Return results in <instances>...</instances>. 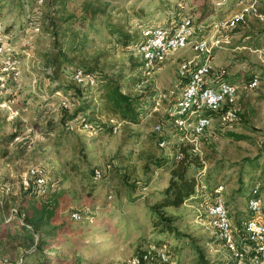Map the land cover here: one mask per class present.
<instances>
[{
    "label": "rangeland",
    "instance_id": "rangeland-1",
    "mask_svg": "<svg viewBox=\"0 0 264 264\" xmlns=\"http://www.w3.org/2000/svg\"><path fill=\"white\" fill-rule=\"evenodd\" d=\"M55 1L0 0V23L12 30L25 63L20 87L11 97L19 115L11 120L0 105V264H44L22 230V211L30 197L21 181L34 166L58 185L55 224L61 228L52 244L56 252L45 251L49 264H125L148 251L150 241L161 240L176 248L182 264H233L210 225L207 208L214 202L215 189L223 185L230 220L241 237L243 224L253 216L248 200L258 183L264 216V0L258 3L263 17L251 15L236 29L210 36L216 44L210 55L213 77L225 72L226 79L241 85L257 75L259 85L249 91L241 88L233 106L237 121L214 118L212 127L196 137L198 153L209 159L202 170H195L199 194L181 208L166 210L173 219L171 232L155 227L159 220L150 211L168 186L180 139L171 122L187 84L180 65L184 60L197 64L204 57L191 50L178 51L148 72L138 52L142 30L151 25L172 27L188 16L195 25L203 17L226 18L240 9L242 0H224L225 6L218 4L222 0H57L59 6ZM206 7L213 14L205 16ZM28 13L39 18L40 32L26 28ZM55 17L72 18L73 23L57 32L49 30L48 20ZM109 22L135 40L128 45L119 42V34L108 33ZM22 41L29 42L23 46ZM72 45L82 49L70 54L73 62L56 75L51 53ZM76 67L120 77L125 93L146 95L140 122L111 119L98 103L101 90L84 88L80 100L56 92L60 83L72 89L74 84L66 76ZM83 104L88 110L80 116L104 123L102 131L92 134L79 121H69ZM114 125L119 126L117 133L112 131ZM157 125L161 131L155 130ZM18 135L21 142L11 146ZM162 140L168 142L166 148L159 145ZM97 168L103 174L100 180L94 178ZM76 212L82 219L72 218Z\"/></svg>",
    "mask_w": 264,
    "mask_h": 264
},
{
    "label": "built area",
    "instance_id": "built-area-1",
    "mask_svg": "<svg viewBox=\"0 0 264 264\" xmlns=\"http://www.w3.org/2000/svg\"><path fill=\"white\" fill-rule=\"evenodd\" d=\"M260 1L262 0H242L239 10L226 18L214 20L206 27H197L194 19L188 16L182 18L174 27L151 25L142 30L138 52L143 61V68L148 72L163 65L178 51L191 50L197 57H204L202 62L197 64L194 60H184L180 65L179 73L187 79V84L176 101V109L171 118L180 138L177 146L180 143H190L195 146L193 151L198 152L196 137L205 134L214 123V118L207 116V112L222 110L219 120L224 123L235 122L238 120V112L233 106L236 105L241 88L249 91L258 87L257 75L243 81L241 85L226 79L225 72L213 77L210 55L216 44L210 40V36L216 37L218 33L236 29L246 23L251 15L262 16L258 10ZM32 29V32L38 33L41 27L39 24H33ZM218 41L216 42L219 43ZM28 42L22 41V45L26 46ZM19 47L14 41L13 33H8L7 28L0 23V105L6 107L11 120L19 115L12 108L11 97L14 96L16 88L20 87L25 67ZM74 80L82 86L96 85L94 76L84 73L81 69L75 71ZM226 106L228 108L225 110ZM81 127L92 134L99 132L96 126L86 121L81 122ZM161 129V125L155 127L156 131ZM118 130V125L112 126L113 133H117ZM21 140L22 137L18 135L10 144L13 146ZM159 145L166 148L168 142L162 140ZM182 157L180 148H176L173 158L180 160ZM94 176L96 180H100L103 177L102 171L95 169ZM21 184L25 190H34L43 197L56 192L58 188L56 183L50 182L44 169L38 166L28 171ZM224 188L223 185H219L215 189L214 202L207 208L212 229L230 252L233 264H264V216L261 197H252L248 200V209L253 216L243 224V236L240 237L230 220ZM200 189L199 183L192 198L199 194ZM72 218L80 220L82 215L76 212ZM148 247L143 260L139 256H134L125 264L169 263L166 248L160 249L155 244ZM171 263L177 264L173 261Z\"/></svg>",
    "mask_w": 264,
    "mask_h": 264
},
{
    "label": "trees",
    "instance_id": "trees-1",
    "mask_svg": "<svg viewBox=\"0 0 264 264\" xmlns=\"http://www.w3.org/2000/svg\"><path fill=\"white\" fill-rule=\"evenodd\" d=\"M55 2L58 6L60 5L57 0ZM218 4L225 6L226 2L222 0ZM204 10L205 16L213 14V11L208 9L207 7L204 8ZM207 18L205 20V17H203L199 21V24L196 26L206 27L214 21H208ZM71 20L72 18L55 17V19L48 20L49 23L47 24V27L49 28V30L55 29V32H57L58 30H60V28H62V25L72 24L73 22L70 23ZM24 24H26V28H30V26H32L33 24H40V21L38 17L32 16L31 13H28ZM107 29L108 33L112 36H117L119 34L120 36L117 38V40L119 42H123V44L125 45H128V43H130L132 40H135V38H133L132 36L123 33L119 29V26L112 22H109L107 24ZM7 32L11 33L12 30H10V28H7ZM123 37L124 41H122ZM81 46L84 47L85 44ZM82 47L72 45L67 47L66 49L61 47L58 51H53L50 56V64L53 67L54 73L56 75L61 74L63 68L73 62L70 58V54L81 51ZM77 69L83 70V72L86 74H92L96 81V85H78L74 80V74ZM66 77L70 78L74 86L72 87V89H67L63 83H60L57 87L58 89L56 90V92L64 91L67 96H69V94H73L71 95L73 96V98H77L80 100L83 96L82 92L83 94L86 92L84 91V88H95L101 90L102 94L99 97L98 103H100V106L103 107L104 110L109 111L112 116L111 119H117L122 122H130L134 124L140 122V118L143 116L144 108L146 106V103L144 102V98L146 97V95L132 96L125 93L119 85L120 77H110L99 71L87 69L84 67L74 68L73 70L68 72ZM227 108L228 107L226 106L224 109L226 110ZM95 109L96 107H93V112H96ZM87 110V104L80 105L75 109V115H73L69 121H79L80 123L81 121L89 122L87 119L80 116L81 112L86 115ZM221 112L222 110L209 111L207 112V116L218 118ZM89 123L96 126L99 132L102 131L103 126H105L103 125L104 123H98L97 121ZM176 148H180V152L182 153L183 157L180 160H173L170 170L171 177L168 186L161 193L159 199L155 201L150 211L152 217L159 220L155 223V227H161V232L175 231L173 227V219L166 215V210L170 208H181L188 199L195 195L196 188L200 183V179L196 176L195 170H202L204 167L203 162L209 159L208 157H203L204 154L201 155L198 152L195 153L193 151V149H195V146L190 143H180V145L176 146ZM174 152H176V149ZM259 185L260 184L256 183V185L252 188L249 198L261 197V189ZM26 192L30 197V203L27 209H23L22 211L24 216L23 220L25 221V223H23L22 225V230L27 232V238L33 241V245L35 244L34 254L38 257H43L44 264H49L50 261L49 259H47V254L45 253V251L50 250V252L52 253L56 252V250L53 249L52 244L58 238L61 228L55 224L57 215L59 213L58 210L60 209L59 198L58 196L54 195V192L51 194V196H53V200L48 202L44 200L43 196L39 195L34 190H26ZM208 204L209 202H207V205ZM241 236H243V233ZM150 244H155L160 249L166 248V253L169 258L168 264H172V261L176 262L177 264H182V260H180L176 253V248L169 247L166 241H150L148 245ZM146 254L147 253L143 252L138 253L136 256H139L143 260ZM56 260L57 263H59L61 261V258H57Z\"/></svg>",
    "mask_w": 264,
    "mask_h": 264
}]
</instances>
